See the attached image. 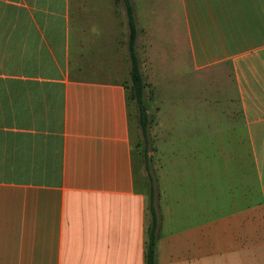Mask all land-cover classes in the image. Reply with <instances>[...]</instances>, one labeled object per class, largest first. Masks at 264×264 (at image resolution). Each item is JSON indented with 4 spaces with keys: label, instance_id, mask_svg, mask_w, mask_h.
Returning <instances> with one entry per match:
<instances>
[{
    "label": "crops",
    "instance_id": "crops-1",
    "mask_svg": "<svg viewBox=\"0 0 264 264\" xmlns=\"http://www.w3.org/2000/svg\"><path fill=\"white\" fill-rule=\"evenodd\" d=\"M131 2L163 140L157 263L264 264V0ZM71 38V0H0V264H145L128 84Z\"/></svg>",
    "mask_w": 264,
    "mask_h": 264
},
{
    "label": "rangeland",
    "instance_id": "rangeland-1",
    "mask_svg": "<svg viewBox=\"0 0 264 264\" xmlns=\"http://www.w3.org/2000/svg\"><path fill=\"white\" fill-rule=\"evenodd\" d=\"M109 10L111 17H109L110 15L108 14ZM100 22L107 25L109 32L108 38L105 27L103 28L102 32H100L99 28L96 30L95 27H99L97 24H100ZM89 34L98 37V41H96V43L93 42L96 48L98 47L96 54L98 55V59L93 60L92 63H89L95 64L96 69L94 72L99 73L97 76H110L112 78H117V69L120 66L119 74L121 78L126 80L125 82H127L128 86H130L131 62L128 53L129 28L123 4L118 0H71V42L73 47L76 43L79 45V39L81 40L82 38L80 47L83 48L84 40L89 36ZM113 40H116L118 46H116ZM74 50L75 49L73 48V51ZM89 50L86 49L85 53L88 54ZM77 52L79 55H82V59L84 50L77 49ZM87 76L89 77V75ZM147 95L148 99L150 100L148 101L149 105H147V107L149 106L148 115L149 120L151 121V125L147 130V139H144L142 134L138 109L135 102L131 98L130 92L127 97V108L130 131L129 144L135 181L138 187L147 191L148 193L149 180L147 176L148 171L146 169L147 166H149L157 189L156 170L158 162L156 161V158L157 153L162 151L163 144L161 141L163 140H159L158 137V114L154 90L150 89ZM215 148H219V146L215 145ZM150 220L149 214V224Z\"/></svg>",
    "mask_w": 264,
    "mask_h": 264
},
{
    "label": "trees",
    "instance_id": "trees-1",
    "mask_svg": "<svg viewBox=\"0 0 264 264\" xmlns=\"http://www.w3.org/2000/svg\"><path fill=\"white\" fill-rule=\"evenodd\" d=\"M125 8L127 17V24L129 28L128 39V53L131 62L130 79L131 84L128 86V94L131 93V98L135 102L139 122L141 124L142 134L144 139H147V130L150 123L148 115V107L145 101V81L140 68V60L136 50L137 39V22L134 13V7L131 0H118ZM148 180H149V192H148V210L150 213V224L147 230V240L145 247V264H158L157 263V245L159 239V218L157 213V189L154 178L150 172L149 166H147Z\"/></svg>",
    "mask_w": 264,
    "mask_h": 264
}]
</instances>
